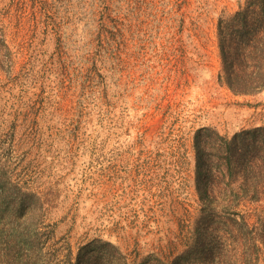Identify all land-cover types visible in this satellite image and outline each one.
I'll return each mask as SVG.
<instances>
[{
    "label": "rangeland",
    "instance_id": "rangeland-1",
    "mask_svg": "<svg viewBox=\"0 0 264 264\" xmlns=\"http://www.w3.org/2000/svg\"><path fill=\"white\" fill-rule=\"evenodd\" d=\"M117 1L0 0V264L152 250L196 206L195 130L264 124V89L217 80L241 0Z\"/></svg>",
    "mask_w": 264,
    "mask_h": 264
},
{
    "label": "trees",
    "instance_id": "trees-1",
    "mask_svg": "<svg viewBox=\"0 0 264 264\" xmlns=\"http://www.w3.org/2000/svg\"><path fill=\"white\" fill-rule=\"evenodd\" d=\"M122 7L107 4L106 20H116ZM216 38L218 82L234 94L262 91L264 0H241L220 16ZM193 147L196 206L178 218L176 233L144 254L93 238L67 264H258L264 256V124L230 136L203 126L194 132ZM34 197L41 208L40 197Z\"/></svg>",
    "mask_w": 264,
    "mask_h": 264
}]
</instances>
